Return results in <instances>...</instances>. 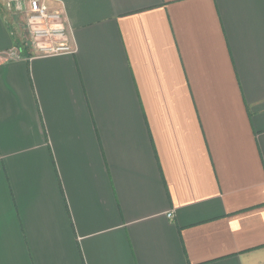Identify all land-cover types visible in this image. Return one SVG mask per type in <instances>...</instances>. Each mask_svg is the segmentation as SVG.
Listing matches in <instances>:
<instances>
[{"label":"crops","instance_id":"crops-1","mask_svg":"<svg viewBox=\"0 0 264 264\" xmlns=\"http://www.w3.org/2000/svg\"><path fill=\"white\" fill-rule=\"evenodd\" d=\"M5 1L0 264H264V0Z\"/></svg>","mask_w":264,"mask_h":264},{"label":"rangeland","instance_id":"rangeland-1","mask_svg":"<svg viewBox=\"0 0 264 264\" xmlns=\"http://www.w3.org/2000/svg\"><path fill=\"white\" fill-rule=\"evenodd\" d=\"M31 1L32 0H20V3H22L20 8L17 9L16 5L12 8L13 12H15V25L18 27V32L21 35L20 38L22 42L20 44L29 49L35 55H45L46 53L50 52L49 50H40L38 45L47 46L48 48L52 49H57L64 45L67 46L68 41L65 28L62 27V30L58 32L53 31V29L56 27L55 25L61 24L60 21H50L48 18L38 21L32 20L35 15L31 9ZM38 28L50 30L51 36L48 38L37 39L34 36L33 30Z\"/></svg>","mask_w":264,"mask_h":264},{"label":"built area","instance_id":"built-area-1","mask_svg":"<svg viewBox=\"0 0 264 264\" xmlns=\"http://www.w3.org/2000/svg\"><path fill=\"white\" fill-rule=\"evenodd\" d=\"M18 1H20V0H8L10 6H12V3H15ZM31 9H32L33 14L35 15L32 18V20L38 21V20H42L44 18L45 19L48 18L50 21H60L61 24L55 25L56 27L53 29V31L58 32V31L62 30L61 28L63 27V25H62V17H61L60 13L49 12L47 10L46 6L43 5L42 3H40V1H38V0H32L31 1ZM33 33L37 39L48 38L49 36H51L50 30H46L44 28L34 29ZM38 47L40 50H43V51L49 50L50 52L46 53L48 55L59 54V53H64V52H73V50L69 46H66V45L59 47L57 49L48 48L47 46H42V45H38ZM167 217L169 219H171L172 214H168Z\"/></svg>","mask_w":264,"mask_h":264},{"label":"trees","instance_id":"trees-1","mask_svg":"<svg viewBox=\"0 0 264 264\" xmlns=\"http://www.w3.org/2000/svg\"><path fill=\"white\" fill-rule=\"evenodd\" d=\"M18 46H20V48H22V47H23V45H22V44H18Z\"/></svg>","mask_w":264,"mask_h":264}]
</instances>
